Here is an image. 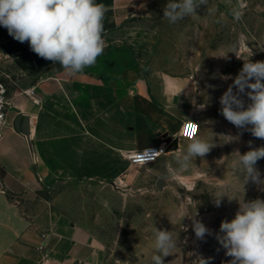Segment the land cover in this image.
<instances>
[{
    "label": "crops",
    "instance_id": "0c3cea01",
    "mask_svg": "<svg viewBox=\"0 0 264 264\" xmlns=\"http://www.w3.org/2000/svg\"><path fill=\"white\" fill-rule=\"evenodd\" d=\"M149 1L96 0L108 9L106 46L77 75L0 26V72L18 82L0 136V264H102L104 245L85 227L60 210H36L39 192L48 178L117 181L135 165L133 152L178 138L184 90L154 66L151 32L126 24ZM29 87L35 99L23 93ZM22 114L28 133L15 125Z\"/></svg>",
    "mask_w": 264,
    "mask_h": 264
},
{
    "label": "rangeland",
    "instance_id": "374dc122",
    "mask_svg": "<svg viewBox=\"0 0 264 264\" xmlns=\"http://www.w3.org/2000/svg\"><path fill=\"white\" fill-rule=\"evenodd\" d=\"M167 3L150 0L140 17L126 24L151 32L154 66L184 90L187 118L199 121V136L213 147L181 173L177 156L182 158L186 139H178L174 149L166 141L158 161L132 165L117 181L48 178L50 187L40 191L45 201L36 210H60L85 227L104 245L102 264H155L153 257H162L155 248L156 230L172 233L176 242L171 254L162 257L164 264H229L231 257L217 238L221 222L234 218L239 200L264 199V184L246 180L242 165L233 167L237 153L264 146V140L228 122L219 103L244 60L264 61V0H207L197 16L176 23L163 15ZM17 86L10 85V93ZM256 167L264 179V159ZM169 168L179 174L169 177ZM184 213L188 216L182 218ZM194 215L208 229L202 239L192 230Z\"/></svg>",
    "mask_w": 264,
    "mask_h": 264
},
{
    "label": "clouds",
    "instance_id": "9594fccd",
    "mask_svg": "<svg viewBox=\"0 0 264 264\" xmlns=\"http://www.w3.org/2000/svg\"><path fill=\"white\" fill-rule=\"evenodd\" d=\"M206 3L207 0H168L163 15L170 23H176L197 16V8ZM107 10L96 0H0V26L18 42H27L40 58L59 63L68 75H77L93 66L103 54ZM236 17L239 18L238 12ZM219 103L221 114L228 122L264 140V61L244 60ZM248 144L251 147L252 142ZM212 147V143L199 135L191 137L182 158L177 156L179 173L186 171L196 157H204ZM237 154L239 159L233 161V167L242 165L246 180L264 184L256 167L257 161L264 159V146ZM167 172L172 178L179 174L172 168ZM238 203L234 218L221 222L222 235L217 237L218 241L226 250L225 255L231 257L229 264H264V199ZM215 204L219 206L220 200L216 199ZM195 215L191 227L195 236L202 239L208 229ZM187 216L182 214V218ZM175 247L172 233L156 230L155 248L162 257H168ZM162 257L154 256L155 264H164Z\"/></svg>",
    "mask_w": 264,
    "mask_h": 264
},
{
    "label": "built area",
    "instance_id": "2783aa9c",
    "mask_svg": "<svg viewBox=\"0 0 264 264\" xmlns=\"http://www.w3.org/2000/svg\"><path fill=\"white\" fill-rule=\"evenodd\" d=\"M18 84L13 75L9 73L0 72V136H2V129L8 120V110L11 105L10 101V85ZM23 93L29 97L36 96V89L33 87L25 88ZM35 99V98H34ZM201 125L199 121L189 118L184 121L180 131H178V139L189 140L191 137L199 135ZM1 138V137H0ZM168 145H153L141 150L133 152L128 158L132 164L144 165L154 163L159 160L166 151ZM160 151V152H157ZM46 238V235H43Z\"/></svg>",
    "mask_w": 264,
    "mask_h": 264
},
{
    "label": "water",
    "instance_id": "95a60500",
    "mask_svg": "<svg viewBox=\"0 0 264 264\" xmlns=\"http://www.w3.org/2000/svg\"><path fill=\"white\" fill-rule=\"evenodd\" d=\"M15 125H16V128L19 130V131H22V133H28V129L26 128L25 126V116L22 114V115H19L16 119V122H15ZM167 142L170 144L169 145V149H174V148H177L178 147V138H171L169 137L167 139ZM161 184V181L158 182L157 185L160 186Z\"/></svg>",
    "mask_w": 264,
    "mask_h": 264
},
{
    "label": "trees",
    "instance_id": "16d2710c",
    "mask_svg": "<svg viewBox=\"0 0 264 264\" xmlns=\"http://www.w3.org/2000/svg\"><path fill=\"white\" fill-rule=\"evenodd\" d=\"M56 64V66H59L60 67V65H59V63H55ZM40 194H41V192H39Z\"/></svg>",
    "mask_w": 264,
    "mask_h": 264
}]
</instances>
